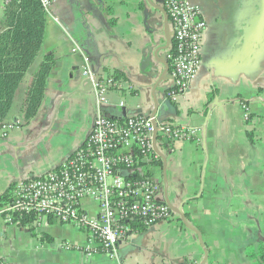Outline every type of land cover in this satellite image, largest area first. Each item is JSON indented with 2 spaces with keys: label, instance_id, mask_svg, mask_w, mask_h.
<instances>
[{
  "label": "crops",
  "instance_id": "1",
  "mask_svg": "<svg viewBox=\"0 0 264 264\" xmlns=\"http://www.w3.org/2000/svg\"><path fill=\"white\" fill-rule=\"evenodd\" d=\"M49 1L41 53L5 122L18 128L0 138V196L59 169L85 144L100 115L120 122L152 118L157 101L158 125L193 134L157 142L161 157L152 178L158 200L174 212L172 220L149 228L135 224L116 258L88 256L90 235L76 225L43 218L23 227L0 220V264H255L264 250V0H189L202 8L207 28L198 76L175 101L167 60L173 27L147 0ZM151 1L165 9L163 1ZM5 8L0 0V21ZM76 48L81 53H73ZM82 53L92 72L117 82L102 106L83 86ZM46 55L55 63L44 99L24 124L27 92ZM147 57L150 66L143 68ZM120 173L140 177L143 170ZM82 205L84 214L98 216L94 201Z\"/></svg>",
  "mask_w": 264,
  "mask_h": 264
},
{
  "label": "built area",
  "instance_id": "2",
  "mask_svg": "<svg viewBox=\"0 0 264 264\" xmlns=\"http://www.w3.org/2000/svg\"><path fill=\"white\" fill-rule=\"evenodd\" d=\"M12 1L4 0L6 5ZM40 1L48 13L50 1ZM164 7L174 29L173 48L167 60L176 83L169 97L175 101L190 89L201 68L199 53L207 26L199 8L189 0H164ZM72 52L80 51L76 48ZM81 56L82 76L93 81L97 105L102 106L117 82L103 78L95 83L89 57L83 53ZM243 109L248 120L249 108L243 106ZM17 128L15 123L1 124L0 138H8ZM154 129L152 118L141 116L120 122L98 116L85 144L59 169L17 185L11 202L0 210V220L20 225L18 219L34 214L35 222L52 218L76 225L90 235L89 245L84 249L88 256L103 254L116 258L119 242L130 233L133 235L135 224L149 228L173 218L170 208L157 198L158 184L152 176H147V165L160 161ZM192 134L170 124H160L157 142L190 140ZM138 167L143 170L140 177H124L120 173ZM85 200L98 205L97 217L83 213Z\"/></svg>",
  "mask_w": 264,
  "mask_h": 264
},
{
  "label": "trees",
  "instance_id": "3",
  "mask_svg": "<svg viewBox=\"0 0 264 264\" xmlns=\"http://www.w3.org/2000/svg\"><path fill=\"white\" fill-rule=\"evenodd\" d=\"M46 18L47 12L40 0H13L6 5L4 17L0 21V125L7 121L15 93L41 53ZM115 23L114 19L110 21L112 27ZM54 63L53 57L46 55L33 76L23 107L24 124H28L37 115L42 105ZM114 78L119 79V76L115 75ZM158 162L147 165V176H152V169ZM13 191L11 188L0 196V210L11 202ZM36 219V215L30 214L18 221L26 227ZM255 264H264V250L258 255Z\"/></svg>",
  "mask_w": 264,
  "mask_h": 264
},
{
  "label": "water",
  "instance_id": "4",
  "mask_svg": "<svg viewBox=\"0 0 264 264\" xmlns=\"http://www.w3.org/2000/svg\"><path fill=\"white\" fill-rule=\"evenodd\" d=\"M148 1V3L151 5V7H154L158 12H160V13H162L163 15H165V17H166V23L167 24H169V17H168V15H167V12L165 11V9H163V8H161V7H158V6H156V5H154L153 3H152V1L151 0H147ZM159 2H162L163 1V3H164V0H158ZM194 4V3H193ZM195 6H197L199 9H201L200 11H201V15H202V8L199 6V5H197V4H194ZM99 14V20L103 23V25L105 26V27H107L108 29H109V27H108V25H107V22H106V19L103 17V15L102 14H100V13H98ZM170 24H171V22H170ZM157 54H158V52L157 53H155V56L157 57ZM88 57V56H87ZM90 59V58H89ZM156 60L157 61H159L158 60V58H156ZM90 62H91V60H90ZM145 66H150V57H147L146 58V60L143 62V68L145 67ZM201 69V68H200ZM199 73V72H198ZM95 74V73H94ZM101 73H98V74H95V83H98L99 81H100V79H102L101 78ZM197 76H198V74H197ZM197 76H196V78H197ZM196 80V79H195ZM194 80V81H195ZM193 81V82H194ZM83 86L85 87V90L86 91H93V83H92V81L90 80V79H85L84 80V82H83ZM219 99L218 98H216V101H215V106H219V108H221V105H220V102L218 101ZM166 103L167 102H163V105L164 106H166L167 107V105H166ZM155 105H156V108H155V112H154V114H153V116H152V119H154V125H155V129H154V144H155V147H157V138H158V124H157V122H156V116L158 115V113H159V102H157L156 101V103H155ZM214 106V107H215ZM146 118H148V117H146ZM164 124V123H163ZM166 124V123H165ZM159 154V156H160V153H158ZM161 157V156H160ZM163 160H164V157L162 158ZM163 203V202H162ZM166 204V203H165ZM169 208H170V205L169 204H166ZM171 211H172V209H170ZM173 212V211H172ZM174 213V212H173ZM175 213H177L180 217H181V219H182V221L184 222V224L189 228V229H191L192 231H194L195 233H197L198 235H199V232L198 231H196L193 227H190V225H188V223H187V221H186V219H185V216H184V214L183 213H181L180 211H175ZM130 235H131V233H130ZM206 262V261H205Z\"/></svg>",
  "mask_w": 264,
  "mask_h": 264
},
{
  "label": "bare ground",
  "instance_id": "5",
  "mask_svg": "<svg viewBox=\"0 0 264 264\" xmlns=\"http://www.w3.org/2000/svg\"><path fill=\"white\" fill-rule=\"evenodd\" d=\"M199 11H200V9H198ZM200 14H201V11H200ZM172 25V24H171ZM173 27V26H172ZM207 28V27H206ZM173 38H174V29H173ZM200 52H201V50H200ZM199 57H200V65H201V54L199 53ZM83 71V70H82ZM93 73V75H94V77H95V74H94V72H92ZM86 80H87V78H86ZM91 80V79H90ZM92 81V80H91ZM94 82H95V78H94ZM92 83H93V81H92ZM93 91H94V85H93Z\"/></svg>",
  "mask_w": 264,
  "mask_h": 264
},
{
  "label": "flooded vegetation",
  "instance_id": "6",
  "mask_svg": "<svg viewBox=\"0 0 264 264\" xmlns=\"http://www.w3.org/2000/svg\"><path fill=\"white\" fill-rule=\"evenodd\" d=\"M205 21V20H204ZM206 22V21H205ZM206 26H207V23H206Z\"/></svg>",
  "mask_w": 264,
  "mask_h": 264
}]
</instances>
